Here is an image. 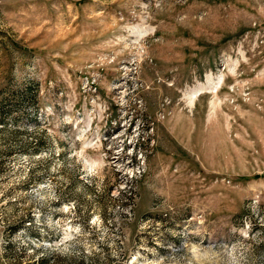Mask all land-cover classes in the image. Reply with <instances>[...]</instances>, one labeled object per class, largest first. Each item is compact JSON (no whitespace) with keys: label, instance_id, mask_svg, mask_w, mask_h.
<instances>
[{"label":"rangeland","instance_id":"rangeland-1","mask_svg":"<svg viewBox=\"0 0 264 264\" xmlns=\"http://www.w3.org/2000/svg\"><path fill=\"white\" fill-rule=\"evenodd\" d=\"M42 257L264 264V0H0V264Z\"/></svg>","mask_w":264,"mask_h":264},{"label":"trees","instance_id":"trees-1","mask_svg":"<svg viewBox=\"0 0 264 264\" xmlns=\"http://www.w3.org/2000/svg\"><path fill=\"white\" fill-rule=\"evenodd\" d=\"M19 97L20 98L26 97V94H24V92H23V93L20 94ZM47 260L48 259L46 257H42V258H39L37 260H34L32 264H34V262L37 263V264H46Z\"/></svg>","mask_w":264,"mask_h":264}]
</instances>
